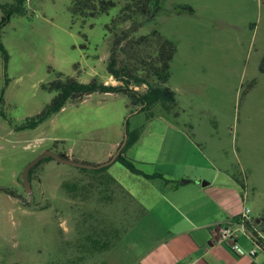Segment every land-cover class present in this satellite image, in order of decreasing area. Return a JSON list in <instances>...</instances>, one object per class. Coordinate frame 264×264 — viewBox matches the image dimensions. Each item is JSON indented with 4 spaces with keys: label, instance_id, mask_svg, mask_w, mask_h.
<instances>
[{
    "label": "rangeland",
    "instance_id": "1",
    "mask_svg": "<svg viewBox=\"0 0 264 264\" xmlns=\"http://www.w3.org/2000/svg\"><path fill=\"white\" fill-rule=\"evenodd\" d=\"M69 1L26 0L25 12L14 13L0 32L6 51L5 64L0 52V264H127V248L132 249L129 257L136 255L140 240L131 241L127 230L115 241L118 230L78 229L81 223L65 222L81 206L62 201L68 189L61 181H71L78 167L45 157L32 170L29 188L21 176L24 163L44 147L57 153L70 148L75 157L99 156L120 128L129 133L140 129L136 143L124 150L145 162L136 163L138 167L190 175L218 174V168L223 178V167L190 166L200 158L194 146L200 150L197 143L204 144L225 169L256 186L264 209V0H152L146 16L118 25L112 19L126 0H115L107 13L87 19L73 16ZM180 5L193 11H179ZM123 30L131 31L133 39L156 30L174 42L167 81L175 94L170 111L159 105L151 115L130 111L126 95L94 92L76 103L66 102L35 128H14L50 101L54 92L41 85L56 72L82 83L92 78L115 83L106 63L115 33ZM126 43L128 48V39ZM242 126L259 140L253 160L242 153ZM109 166L116 175L129 174L117 161ZM65 223L72 227L65 230ZM108 238L113 246L93 251L92 239ZM257 256L264 264L263 255Z\"/></svg>",
    "mask_w": 264,
    "mask_h": 264
},
{
    "label": "crops",
    "instance_id": "2",
    "mask_svg": "<svg viewBox=\"0 0 264 264\" xmlns=\"http://www.w3.org/2000/svg\"><path fill=\"white\" fill-rule=\"evenodd\" d=\"M250 117L251 115H247L248 119ZM247 128L241 127L245 138L242 153L253 160L260 149L259 140L255 132L251 130L248 133ZM123 136L124 128H120L117 130V139L99 156L75 157L70 148L58 153L79 162L101 164L116 152ZM197 146L200 150L196 146L194 148L200 158L192 161L190 166L202 170L223 167L227 172L223 174V178L220 177L221 170L218 168V174L208 172V175L202 172L200 175H190L148 171L136 165L144 173L163 175L145 178L128 170L129 174L120 175L109 172L108 167L115 160L102 166L105 168L100 172L93 171L99 168L82 170V167L76 166L79 169L71 173L72 180L61 181V186L68 189L61 199L66 204L73 203L81 207L76 215L68 214L65 222L81 223L80 227H76L78 229L118 230V237L127 230L131 241L135 239L141 243L133 257L128 256L132 249L127 248V264H261L262 259L257 254L260 252L264 259L263 250L259 248L254 255H249L252 242L240 237L238 242L246 253L231 251L219 241L215 224L222 223L229 215L238 216L243 206H247L251 210L253 224L264 237L262 197L253 183L244 177L239 179L235 173L225 169V164L217 160L215 154L207 151L209 148L204 144L197 143ZM48 149L53 150L52 147H44L35 156ZM127 157L135 164L145 163L134 157ZM44 161L46 159L42 160ZM179 180L187 181L180 184ZM202 182H205L204 185ZM93 197V203H88ZM87 204L93 206L87 209ZM67 223L64 224L65 230L72 227ZM138 228L143 230L136 232ZM144 238L146 240L141 241ZM94 247L95 244L92 245L93 249ZM99 250L96 247L93 251Z\"/></svg>",
    "mask_w": 264,
    "mask_h": 264
},
{
    "label": "trees",
    "instance_id": "3",
    "mask_svg": "<svg viewBox=\"0 0 264 264\" xmlns=\"http://www.w3.org/2000/svg\"><path fill=\"white\" fill-rule=\"evenodd\" d=\"M26 0H14L11 3H0V32L9 22L14 13L25 12ZM116 5L115 0H70L68 10L73 16L83 19L95 17L107 11ZM152 7V0H126L120 9V13L112 19L115 24L132 20L134 17L146 16ZM153 7L152 9H154ZM179 11L191 13L190 6L180 5ZM141 23H138L131 31L137 30ZM131 31L123 30L120 34L113 37L112 45L109 51L106 70L112 76L115 83H103L96 78H92L86 83L78 81L73 76L63 75L56 72L53 80L42 84L41 86L49 92H54L50 101L32 118H26L25 124L14 126L16 130L35 128L43 122L51 113L59 110L66 102L76 103L94 92H107L111 94H124L129 98L130 111L149 112L155 105H159L166 111H170L175 105L174 91L167 85L169 78L170 60L172 59L176 46L174 42L167 38H162L156 30L149 34L140 35L137 38H129ZM128 39L127 43L125 42ZM0 52L3 62H6V51L0 43ZM264 71V58L261 65ZM2 94H0V105L3 104ZM127 133V140L115 161L123 165L129 172L140 174L145 178L162 177L160 173L147 174L137 168L135 162L125 155L124 150L134 144L139 136L140 129L136 128ZM44 156L28 171V180L30 174L39 163L45 159ZM105 167L93 170L100 172ZM87 170L86 168H81ZM1 190V188H0ZM11 196H16L15 192L9 189H2ZM116 233V232H115ZM114 233V234H115ZM118 239V233L117 238ZM95 247L107 249L113 246L114 242L107 240L92 239ZM264 251V246H261Z\"/></svg>",
    "mask_w": 264,
    "mask_h": 264
},
{
    "label": "built area",
    "instance_id": "4",
    "mask_svg": "<svg viewBox=\"0 0 264 264\" xmlns=\"http://www.w3.org/2000/svg\"><path fill=\"white\" fill-rule=\"evenodd\" d=\"M250 211L249 207L243 206L238 216L229 215L222 223L215 224L219 241L237 254L246 253L238 242L240 237H245L252 242L249 255H254L257 249L264 246V237L253 224Z\"/></svg>",
    "mask_w": 264,
    "mask_h": 264
},
{
    "label": "water",
    "instance_id": "5",
    "mask_svg": "<svg viewBox=\"0 0 264 264\" xmlns=\"http://www.w3.org/2000/svg\"><path fill=\"white\" fill-rule=\"evenodd\" d=\"M127 140V133H126V128H124V136H123V140L120 143L118 149L116 150V152L111 156V158L109 160H107L106 162H103L101 164H89V163H85V162H79L76 160H73L67 156H65L64 154L61 153H57L53 150H45L43 152H41L40 154H38L37 156H35L32 160H30L23 168L21 176H22V183L29 188V184H28V171L29 169L36 164L42 157L44 156H50L53 159L65 163V164H70V165H75L78 167H82V168H100L102 166H105L107 164H109L110 162H112L113 160H115L116 156L120 153L121 149L124 147L125 143ZM187 180H180V184L184 183ZM205 182H202V184L204 185ZM207 183V182H206Z\"/></svg>",
    "mask_w": 264,
    "mask_h": 264
}]
</instances>
